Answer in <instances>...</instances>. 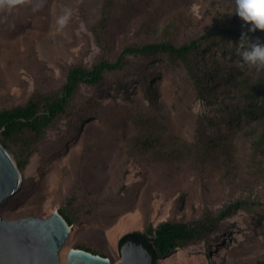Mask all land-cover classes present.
<instances>
[{
	"label": "rangeland",
	"instance_id": "obj_1",
	"mask_svg": "<svg viewBox=\"0 0 264 264\" xmlns=\"http://www.w3.org/2000/svg\"><path fill=\"white\" fill-rule=\"evenodd\" d=\"M102 2L0 6V112L36 91L56 96L71 66L113 62L125 47H178L222 23L251 27L231 11L234 0H112L105 18ZM95 25L102 47L90 31ZM256 37L264 43V34ZM240 42L207 37L186 60L126 56L100 83L79 84L39 143L26 136L8 142L21 182L0 204L2 219L61 213L71 221L62 264L77 247L117 263L125 234L233 205L212 235L156 264H264V151L256 145L264 105L239 84L262 68L241 66ZM146 137L156 144L143 145Z\"/></svg>",
	"mask_w": 264,
	"mask_h": 264
},
{
	"label": "trees",
	"instance_id": "obj_2",
	"mask_svg": "<svg viewBox=\"0 0 264 264\" xmlns=\"http://www.w3.org/2000/svg\"><path fill=\"white\" fill-rule=\"evenodd\" d=\"M102 3L103 12L101 18H105L109 8L112 6V0H103ZM234 23L219 24V28L216 27L211 33L178 47L163 41L141 47L128 46L122 50L113 62L99 60L90 68L82 64L71 66L65 76V82L56 96L36 91L24 105L0 112V144L8 150V142L16 136H26L30 144L39 143L52 121L65 112V108L75 95L79 84L94 86L100 83L105 73L114 72L122 68L126 56H153L161 53L167 54L174 59L186 60L198 48L201 39L218 35L241 39L244 34L250 37L264 34L259 29L246 31L242 29V25H234ZM97 29L95 25L91 27L90 31L95 38L96 45L102 47ZM239 84L242 88V95L256 101L258 104L264 105V68L259 71L255 78H243ZM196 87L200 91L197 85ZM156 142L157 139L146 137L142 144L155 145ZM26 144L28 143L26 142ZM256 145L261 152L264 151V130L257 138ZM16 165L18 169H21L19 162ZM232 206L225 207L216 215L206 213L202 217L188 222L173 219L161 222L156 227L148 225L143 231H133L122 236L118 241V247L120 248L126 241L142 245L152 255L153 264H156L158 260L170 256L177 249L196 245L212 235L219 227V223L228 216ZM61 215L68 226H71V221H69L68 217ZM75 249L100 256L85 247H77ZM100 257L106 258L105 256Z\"/></svg>",
	"mask_w": 264,
	"mask_h": 264
},
{
	"label": "water",
	"instance_id": "obj_3",
	"mask_svg": "<svg viewBox=\"0 0 264 264\" xmlns=\"http://www.w3.org/2000/svg\"><path fill=\"white\" fill-rule=\"evenodd\" d=\"M21 182L19 169L0 144V204L13 195ZM70 233L69 226L57 212L47 218L30 216L3 220L0 216V264H62L59 251ZM120 261L71 249L66 264H153V257L142 245L126 241L120 248Z\"/></svg>",
	"mask_w": 264,
	"mask_h": 264
},
{
	"label": "clouds",
	"instance_id": "obj_4",
	"mask_svg": "<svg viewBox=\"0 0 264 264\" xmlns=\"http://www.w3.org/2000/svg\"><path fill=\"white\" fill-rule=\"evenodd\" d=\"M17 2L18 0H0V6L6 5L10 8ZM231 11L251 26L250 31L259 29L264 32V0H234ZM69 15L70 13H66L59 17L58 24L63 26L67 23ZM239 47L244 49L241 66L246 62L250 66L264 68V43L260 41L259 37L253 39L244 34L241 37Z\"/></svg>",
	"mask_w": 264,
	"mask_h": 264
},
{
	"label": "bare ground",
	"instance_id": "obj_5",
	"mask_svg": "<svg viewBox=\"0 0 264 264\" xmlns=\"http://www.w3.org/2000/svg\"><path fill=\"white\" fill-rule=\"evenodd\" d=\"M69 230H71V229L69 228Z\"/></svg>",
	"mask_w": 264,
	"mask_h": 264
}]
</instances>
